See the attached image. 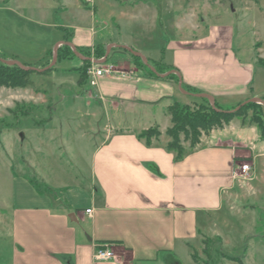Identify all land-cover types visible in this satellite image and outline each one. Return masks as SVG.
<instances>
[{
  "label": "rangeland",
  "instance_id": "374dc122",
  "mask_svg": "<svg viewBox=\"0 0 264 264\" xmlns=\"http://www.w3.org/2000/svg\"><path fill=\"white\" fill-rule=\"evenodd\" d=\"M74 1L69 0L68 11L61 14L58 8L63 0H0V59L13 61L9 59L12 58L33 69L51 70L47 75L32 74V87L0 88V208L10 204V178L15 180L16 194L21 182L28 183L36 192L62 189L72 183L86 185L92 153L100 138L107 135L102 131L107 123L105 103L91 96L94 86L89 87L87 71L84 77L82 66L75 68L72 61L89 53L87 70L91 61L101 69L112 64L98 65L104 60L99 63V59L91 58L92 49L88 48L86 55L74 49L73 57L59 60L57 54H52L48 63L37 68L46 51L61 41L62 32L52 26L78 27L86 22ZM85 3V10L94 12L99 28L96 44L107 46V56L119 60L117 72L135 70L134 65L143 64L147 72L152 68L155 73H172L166 63L171 60L173 48L190 53L212 51L210 56L215 57L216 68L224 65L220 61L223 57L229 60L233 53L241 61H250L254 54L251 87L257 97L264 96V0H85ZM198 26V30L194 29ZM66 41L69 44L70 37ZM119 43L121 46H117ZM162 49L163 53L158 51ZM132 53L140 54L137 56L140 59L136 60ZM126 62L129 65L124 67ZM201 99L179 97L181 103L189 102L188 106L202 103ZM262 102L250 103L262 106L264 112ZM163 118L159 114L161 128L166 125ZM123 122L131 120L124 117ZM232 126L237 131L231 129L229 136L246 143L242 147L245 159L237 165L249 164V177L234 180L232 191L224 196L220 209L199 215L200 235L197 243L188 248L190 258L194 254L196 262L184 260L183 264H239L227 257L237 258L241 264H264V137L255 125H243L240 119L233 121ZM238 126L243 127L241 132ZM200 139L203 145L216 140L211 132L202 134ZM30 181L36 183L37 189ZM51 192L61 200L58 192Z\"/></svg>",
  "mask_w": 264,
  "mask_h": 264
},
{
  "label": "crops",
  "instance_id": "0c3cea01",
  "mask_svg": "<svg viewBox=\"0 0 264 264\" xmlns=\"http://www.w3.org/2000/svg\"><path fill=\"white\" fill-rule=\"evenodd\" d=\"M68 1L59 6L61 14L68 11ZM74 2L86 22L78 27L52 26L62 32L61 41L46 51L37 68L48 63L54 50L69 37L71 52L75 49L86 55L91 48L93 56L94 49H103L105 56L99 63L104 62L98 65L112 64L113 71L111 76L99 78L90 94L105 103L107 123L102 131L107 135L100 138L92 153L86 185L72 183L50 189L60 194V201L56 195L39 194L26 182H21L16 194L15 180L10 178V204L0 208V264L191 262L188 248L200 235L199 215L216 212L224 196L230 195L235 183L232 172L245 159L242 149L246 143L229 136V131L237 128L232 126L234 119L211 132L216 138L213 144L203 145L200 139L191 148L182 140L184 154L175 160V152L166 149L169 138L165 133L171 126L167 107L172 102L188 105L180 102V96H207L226 109L249 100L264 101L251 87L254 54L250 61H241L233 53L229 60L223 57L220 61L224 65L216 68L212 51L190 53L173 48L166 63L172 73L150 75L135 65V70L127 67L117 72L119 60L107 56V46L96 44L99 28L94 12L85 10L79 0ZM158 51L163 53L164 49ZM86 57L78 55L73 66H83ZM183 86L198 93L184 91ZM159 114L166 121L163 128L158 123ZM124 117L131 122L124 124ZM155 126L160 136L146 145L139 135ZM238 127L241 132L243 127ZM100 245H107L115 259L94 261L93 252Z\"/></svg>",
  "mask_w": 264,
  "mask_h": 264
},
{
  "label": "trees",
  "instance_id": "16d2710c",
  "mask_svg": "<svg viewBox=\"0 0 264 264\" xmlns=\"http://www.w3.org/2000/svg\"><path fill=\"white\" fill-rule=\"evenodd\" d=\"M82 5L86 6L85 0H79ZM66 43V39L64 40ZM66 55L63 56L62 54ZM57 60L62 57H73V52L69 50L68 45L64 44L56 51ZM105 56L103 49L99 51L94 49L93 58L100 59ZM136 60L140 58L134 56ZM259 62L261 60H258ZM24 67L30 68L28 65L22 64ZM89 66V61L85 62L82 66V74L86 77V71ZM142 67L146 66L142 64ZM172 68H170V71ZM51 70L46 69L38 72L35 70H25L17 65H7L0 59V88L4 89H25L33 86V81L30 76L32 74L47 75ZM150 75L164 74V72L154 73L148 71ZM170 78L171 75H168ZM82 79V78H81ZM184 90L191 93H198L194 90H189L187 87H182ZM202 103L193 104L188 106L177 102H172L167 107V114L170 117L171 126L166 130V136L169 138V142L166 145V149L175 152V160H180L184 154L183 147L181 145L183 141H188L191 148L196 147L200 143V137L202 134H208L213 130L222 129L228 125L234 119H240L241 124L255 125L261 136L264 137V112L262 106L254 103H246L242 105L236 112L230 113L233 108L224 109L218 106L214 102L212 107L205 98H202ZM250 112V115L248 113ZM160 133L157 126L150 128L142 132L139 137L145 140L146 145H149L152 139H158ZM181 137H183L181 139ZM30 184L37 189L35 182L30 181ZM39 194H52L51 190L45 191L37 190ZM206 241L203 242L205 244ZM192 261L196 262L195 255L192 254ZM229 261L237 262L241 264V261L237 258L227 257ZM207 264V263H205Z\"/></svg>",
  "mask_w": 264,
  "mask_h": 264
},
{
  "label": "built area",
  "instance_id": "2783aa9c",
  "mask_svg": "<svg viewBox=\"0 0 264 264\" xmlns=\"http://www.w3.org/2000/svg\"><path fill=\"white\" fill-rule=\"evenodd\" d=\"M91 62L92 66L87 70V77L89 79L90 86H95L99 78L111 76L113 71L111 66L101 69L94 66L93 61ZM250 169L249 164L237 165L236 168L233 169L232 178L234 180L246 179L249 177ZM86 212L89 213V210ZM93 259L97 262L112 261L115 259V256L107 245H100L96 246L93 252Z\"/></svg>",
  "mask_w": 264,
  "mask_h": 264
},
{
  "label": "water",
  "instance_id": "95a60500",
  "mask_svg": "<svg viewBox=\"0 0 264 264\" xmlns=\"http://www.w3.org/2000/svg\"><path fill=\"white\" fill-rule=\"evenodd\" d=\"M63 44L69 45V44H67V43H60V45H63ZM56 51H57V50L55 49L54 52H53L54 55L56 54ZM132 54H134L135 56H140V55H138V54H136V53H132ZM141 58H142V57H141ZM142 59H143V58H142ZM143 60H144V59H143ZM53 61H55V60L53 59ZM3 63H5V64H7V65H17V66H19L20 68H23V69H25V70H35V71H38V72H41V71L46 70V69L38 70V69H33V68H27V67H24L22 64H20L19 62H16V61H3ZM150 70H151L152 72L155 73V71H154L152 68H150ZM202 97L207 98V99L211 102V105H212V107H213V105H214V101L212 100V98L207 97V96H202ZM253 101H255V100H249V101L243 102V103H241L239 106L235 107L233 110H231V111H229V112H230V113L236 112V111H237L242 105H244V104H246V103H248V102H253ZM262 103L264 104V101H263ZM20 136H21V138H22V135H20Z\"/></svg>",
  "mask_w": 264,
  "mask_h": 264
}]
</instances>
